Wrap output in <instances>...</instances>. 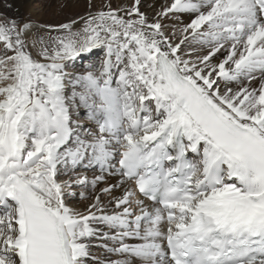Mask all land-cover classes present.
<instances>
[{
    "label": "snow or ice",
    "instance_id": "snow-or-ice-1",
    "mask_svg": "<svg viewBox=\"0 0 264 264\" xmlns=\"http://www.w3.org/2000/svg\"><path fill=\"white\" fill-rule=\"evenodd\" d=\"M88 5L0 22V264H264V0Z\"/></svg>",
    "mask_w": 264,
    "mask_h": 264
},
{
    "label": "rangeland",
    "instance_id": "rangeland-1",
    "mask_svg": "<svg viewBox=\"0 0 264 264\" xmlns=\"http://www.w3.org/2000/svg\"><path fill=\"white\" fill-rule=\"evenodd\" d=\"M15 2V3H14ZM18 0H0V22H7L9 19H15L17 22H22L23 20L26 21H31L33 19H35V17L28 13L26 15L22 14V13H17V7H15L17 5ZM77 2V0H67L66 4L63 5L60 10L57 12V15L60 16V20L63 22H69L71 20H75V19H79L81 18L85 13V11L88 9L89 6H87L85 4L84 1H82V3H77V11L74 12H64L65 9H67V5L72 4ZM39 1H33L32 6L35 7V4H38ZM42 7V12H40L41 14L44 15V20L41 22H46L48 25H56L59 24L60 21L58 20V18L56 16H54V10L56 7H58V3L57 0H44L41 4ZM16 9V11H15ZM80 16V17H79ZM40 19L38 18V21ZM35 55V54H34ZM96 59V57L94 58ZM77 188V197L74 199H71L69 202H74L75 206H79L82 202L79 199L78 193L79 191H81V189ZM76 201V202H75ZM79 203V204H78Z\"/></svg>",
    "mask_w": 264,
    "mask_h": 264
},
{
    "label": "bare ground",
    "instance_id": "bare-ground-1",
    "mask_svg": "<svg viewBox=\"0 0 264 264\" xmlns=\"http://www.w3.org/2000/svg\"><path fill=\"white\" fill-rule=\"evenodd\" d=\"M33 1H36V0H18L17 5L15 6V7L18 8L17 11H16V9H15V11H16L17 13H19V14L22 13V14H24V15L30 13V14H32V15L35 17V19H33L32 22H31V21H26V22H31V24H33L34 26H37V27H40V26H54V27H55V26H59V25H61V24H63V23H67V22H65V21L62 22V21L60 20V16L57 15V12L60 10V8H61L63 5L66 4L67 0H57L58 7L55 8V10H54V14H53V15L56 16V17L58 18V20L60 21V23H59V24H56V25H54V24H52V25H48L46 22H41V21L44 20V15L40 13V12H42V7H43L41 4H42V2H43L44 0H38L39 3H38V4H35V7L32 6ZM82 1H84L85 4H86L87 6H89V5H88V0H77V2H75V3H72V4H69V3H68V5H67V7H66L67 9H65L64 12L68 13V12H74V11H77V10H76V9H77V3H82ZM120 2H121V0H112V7L115 8V7L117 6V4L120 3ZM123 2H127V0H123ZM158 2L162 3L163 0H158ZM14 3H15V2H14ZM82 4H83V3H82ZM94 5H95V6H94V8L91 9V11H96L97 9L102 8L103 5H104V0H94ZM89 11H90V9H89V7H88V9L85 11V13L82 14V15H83L82 17L87 16L88 13H89ZM149 14L151 15V13H149ZM20 15H21V14H20ZM79 17H80V16H79ZM38 18L40 19L39 21H38ZM75 20L79 21L80 18H79V19H75ZM71 21H72V20H71ZM22 22H25V20H23ZM22 22H21V23H22ZM69 22H70V21H69ZM34 54H35V53H34ZM94 58H95V57H93V59H94ZM88 176H89V179H93V178H94L91 172L88 173ZM105 186H107V185H105V184H101L99 187L102 189V188L105 187ZM78 190H79V189H78ZM115 194H116L117 196L121 195V194H122V189H117L116 192H115ZM104 199H105V201H107L108 197L105 196ZM75 202H76V201H75ZM69 203H70V202H69ZM78 204H79V203H78ZM86 204H87V201H84V202H82L79 206H75L74 202H71V203H70V206H72L73 208H77V209H81V210H83V209L86 207ZM114 258H115V257H114Z\"/></svg>",
    "mask_w": 264,
    "mask_h": 264
}]
</instances>
